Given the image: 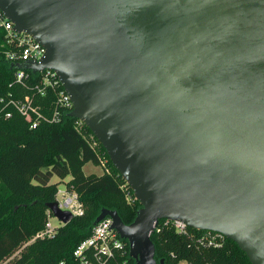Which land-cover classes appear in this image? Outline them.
Listing matches in <instances>:
<instances>
[{
	"label": "water",
	"instance_id": "obj_1",
	"mask_svg": "<svg viewBox=\"0 0 264 264\" xmlns=\"http://www.w3.org/2000/svg\"><path fill=\"white\" fill-rule=\"evenodd\" d=\"M0 11L45 50L14 69L55 73L69 117L140 204L129 225L107 209L94 225L110 218L135 264H164L150 239L160 220L264 264V0H0Z\"/></svg>",
	"mask_w": 264,
	"mask_h": 264
},
{
	"label": "trees",
	"instance_id": "obj_2",
	"mask_svg": "<svg viewBox=\"0 0 264 264\" xmlns=\"http://www.w3.org/2000/svg\"><path fill=\"white\" fill-rule=\"evenodd\" d=\"M11 49L0 30V264H76L72 252L90 235L102 209L115 211L129 225L140 204L87 127L69 117L71 111H62L57 123L41 121L32 129L13 110L6 109L11 117L4 118L2 101L26 95L33 97L43 116L54 109L52 94L41 96L35 90L37 75L27 71L24 85L15 82V64L5 57ZM87 137L96 143L95 149ZM98 156L107 159L112 173L85 175L83 167L98 166ZM53 177L59 182L50 183ZM67 178L65 189L76 193L83 215L60 227L52 239L33 240L45 226L47 206L56 201L58 185ZM150 239L157 263L251 264L234 242L212 232L187 228L177 233L160 220Z\"/></svg>",
	"mask_w": 264,
	"mask_h": 264
},
{
	"label": "built area",
	"instance_id": "obj_3",
	"mask_svg": "<svg viewBox=\"0 0 264 264\" xmlns=\"http://www.w3.org/2000/svg\"><path fill=\"white\" fill-rule=\"evenodd\" d=\"M0 30L4 32L6 41L12 48L5 54V57L13 64L26 62L38 63L45 55L44 48L35 42L29 35L15 31L13 24L1 11ZM26 73L27 71H15V82L24 85L25 79L28 78V74ZM35 75L38 76L39 81L35 86L37 93L44 96L46 92H50L54 98V109L51 115L48 117L43 116L38 107L34 104L33 97L30 95H26L21 99L1 100L4 104L2 111H4L3 116L5 119L11 117V112L5 110H13L30 123L29 127L31 129L37 127L41 121L57 123L60 121L62 111L72 110L70 97L64 91L58 77L53 71L44 70ZM95 146L96 143H91L92 148L95 149ZM101 159L103 158L98 156L99 162H102ZM105 174H109L108 171H106ZM122 189L124 190L125 186H123ZM126 199L131 200L129 194L126 195ZM55 202L61 211H67L74 217L83 215V207L76 193L68 192L67 190H58ZM47 214V221L43 230L37 233L33 240L52 239L56 235L59 225H53L51 223L53 217L50 215L49 211ZM163 221L165 225L171 224L177 233L186 232L187 227L180 222ZM111 223L110 218H104L92 227L88 237L79 242L72 252V257L76 261V264H130V260L132 259L129 256L128 244L126 245V243L118 237L116 232L111 230ZM58 224L64 226L59 221ZM157 226L154 231L157 229ZM219 236L222 237L221 235ZM132 261L134 262V260ZM59 264L65 263L60 262Z\"/></svg>",
	"mask_w": 264,
	"mask_h": 264
},
{
	"label": "rangeland",
	"instance_id": "obj_4",
	"mask_svg": "<svg viewBox=\"0 0 264 264\" xmlns=\"http://www.w3.org/2000/svg\"><path fill=\"white\" fill-rule=\"evenodd\" d=\"M88 141L91 143L92 142V139H89L87 137ZM98 152V154L100 155V151L99 149L96 150ZM103 159H101L102 162H99V165L98 166H94L92 164H86L84 167H83V173L85 175H90V174H94V175H101L102 173H106V171H108V173H112L111 170L109 169L108 165H107V159L103 156H101ZM69 180V178L65 179L63 182H61L59 185H58V190H66L65 189V183ZM59 180L58 178L56 177H53L50 181V183L54 184V183H58ZM51 223L53 225H59V228L62 227L60 224H58V220L54 219V217L51 219ZM39 233V232H38ZM3 264H7V263H3ZM183 264V263H181Z\"/></svg>",
	"mask_w": 264,
	"mask_h": 264
},
{
	"label": "bare ground",
	"instance_id": "obj_5",
	"mask_svg": "<svg viewBox=\"0 0 264 264\" xmlns=\"http://www.w3.org/2000/svg\"><path fill=\"white\" fill-rule=\"evenodd\" d=\"M19 71H21V70H19ZM50 213V212H49ZM50 215H52L51 213H50ZM52 217H53V215H52ZM56 219V218H55ZM60 222V221H59ZM61 223V222H60ZM62 224V223H61ZM64 225V224H63ZM129 249V248H128ZM133 260V259H132Z\"/></svg>",
	"mask_w": 264,
	"mask_h": 264
}]
</instances>
